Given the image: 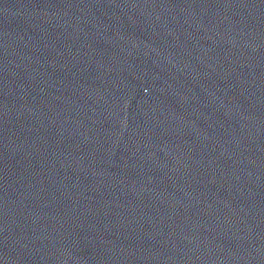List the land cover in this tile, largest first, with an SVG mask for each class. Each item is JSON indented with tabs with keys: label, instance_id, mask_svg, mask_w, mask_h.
I'll return each instance as SVG.
<instances>
[{
	"label": "water",
	"instance_id": "95a60500",
	"mask_svg": "<svg viewBox=\"0 0 264 264\" xmlns=\"http://www.w3.org/2000/svg\"><path fill=\"white\" fill-rule=\"evenodd\" d=\"M260 0H0V264L102 190Z\"/></svg>",
	"mask_w": 264,
	"mask_h": 264
}]
</instances>
